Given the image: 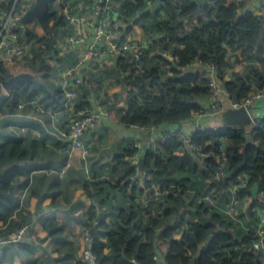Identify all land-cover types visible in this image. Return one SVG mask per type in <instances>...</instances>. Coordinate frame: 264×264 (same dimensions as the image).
<instances>
[{"label":"trees","instance_id":"16d2710c","mask_svg":"<svg viewBox=\"0 0 264 264\" xmlns=\"http://www.w3.org/2000/svg\"><path fill=\"white\" fill-rule=\"evenodd\" d=\"M13 1L4 0L0 10L10 8ZM156 1L126 0L119 8L133 26H141L144 34L161 36L158 45L162 48L147 50L137 58L121 56L110 66L111 70L105 65L101 74H95L98 83L94 93L98 97L97 90L101 91L104 98L101 104L110 118L126 126L152 128L189 121L193 114L203 113L199 101L209 96L207 81L199 73L186 71L196 58L218 68L220 81L234 100L246 97L253 85L264 90V18L257 11H243L242 0H180L177 5L167 1L155 7ZM62 11L63 6L58 1L51 3L48 30L36 26L24 31L25 43L39 44L35 59L0 64V83L23 73L37 78L26 82L36 83L30 91L22 90L26 83H21L9 99L1 100L11 101L9 107L15 109L21 98L35 97L54 110L64 108L61 91L52 84V89L51 85H45L46 81L50 82V70L41 56V52L52 51L66 33ZM160 50H171L178 57L172 76L162 74L160 63L164 60L153 56V52ZM242 64L246 65L243 75L233 74L231 80H225L228 69ZM103 82L107 88H97ZM42 85L47 87L44 91L38 89ZM85 87L82 88L84 100L78 102V110L91 108L86 101L91 92ZM121 103L127 107H121ZM59 141L62 146L63 142ZM192 141L205 153L215 152L209 159L213 164L220 156L215 144L224 143L227 178L221 183L214 181L213 169L202 170L192 155L181 154L186 144L166 132L146 149L141 164L143 169H149L156 183L169 189V194L160 201L136 200L143 196L145 187L150 186L147 181L144 188L131 182L137 171L128 158L135 154L136 148L132 146L115 156V173L121 166L123 171L111 188L129 205L119 209L110 226L103 224V216L98 214L95 205L87 210L84 226L88 232L95 230L90 247L96 257L95 264H135V261L157 264L159 254L164 256L166 264H262L261 253L255 245V230L260 219L254 208L264 210L261 196L264 192V118L249 132L216 127L197 133ZM31 146L38 145L32 142ZM32 151L19 138L0 144V172L4 173L0 183V224L6 226L4 231L8 234L27 224L20 222L13 224V228L10 226L20 207L14 185L21 174L18 164L33 159ZM237 175L248 176L249 183L234 194L229 187ZM179 177L182 183L178 182ZM207 179H212L209 186L205 185ZM254 185H258L259 190L245 209L243 202L253 197ZM209 193L213 202L196 203V198ZM39 199L40 206L49 201L46 197ZM233 199L239 205H235L234 214L229 215L227 210ZM53 225V220H47L41 226L32 227L30 238L39 240L43 234L50 233L57 238L62 229L52 232ZM100 226L106 231L97 232ZM179 231L182 236L176 239ZM27 246L25 243L5 248L0 252V264H11L12 250L32 255ZM30 264H38V261ZM77 264L88 263L78 261Z\"/></svg>","mask_w":264,"mask_h":264},{"label":"built area","instance_id":"2783aa9c","mask_svg":"<svg viewBox=\"0 0 264 264\" xmlns=\"http://www.w3.org/2000/svg\"><path fill=\"white\" fill-rule=\"evenodd\" d=\"M63 6L62 16L66 20V33L58 40L55 48L50 52H41L43 62L50 70V82L61 91L64 98V107H72L77 101H83V87L91 93L89 98L94 97L98 81L90 82V78L96 73L101 74L104 66H113L117 58L121 56L133 55V58L141 56L145 51L158 49L161 36L144 34L138 26H133L121 14L119 8L126 0H56ZM243 2L246 0H242ZM10 2V0H9ZM7 2V5L9 4ZM180 0H171L173 5H177ZM4 0H0V4ZM35 0H14L8 9L0 10V64L13 63L15 61H29L35 59V52L39 48L38 42L32 41L25 43L23 33L38 26V21L33 20L29 24L21 25L20 20L23 15L31 9ZM148 6L151 3L147 2ZM259 16L264 18V0L256 9ZM248 10H245L248 11ZM130 27H132L130 29ZM157 44V45H156ZM153 56L163 58L161 69L164 75H173V70L177 67L178 57L171 50H160L153 52ZM92 69V75L88 70ZM228 69L227 71H229ZM186 71L199 73L207 81L209 96L203 106V113L193 114L191 120L175 124L176 127L170 128L167 133L176 136L181 142L186 144V148L181 150V154L192 155L195 162L202 170L213 169L214 181L221 183L228 176L226 170V152L222 141L215 144V150L220 156L213 164L209 159L215 152L205 153L192 141V137L197 133H203L210 128H216L207 124V119L219 114L226 105L234 109L246 108L253 118V129L258 122L264 118L263 114H255L256 101H264V90H259L252 86L249 94L240 100L232 99L231 95L225 90L218 75V68L213 63H204L196 58ZM226 71V72H227ZM0 101L11 97V93L5 89L3 82L0 83ZM98 101H104L100 95ZM32 108L40 117L48 116L53 120L54 135L63 142L61 150L64 152H80L87 156L92 151V145L86 141V134L104 123V119L109 116L104 106L77 110L66 121L65 126H61L55 121L56 111L39 101L38 98H21L15 107V111L20 113L23 109ZM189 124L187 130L182 127ZM174 125V124H173ZM130 127L144 131L149 128L130 125ZM153 128V127H152ZM234 129H242L236 127ZM251 129H247L249 132ZM136 152L128 160L132 166L136 167V175L131 178L134 185L143 187L145 181L150 183L145 187L143 196L136 198L143 201L146 198L153 201H160L169 194V189L162 187L154 181L149 174V169L141 167V159L144 158L145 150L142 151L140 144H135ZM210 182L212 179L209 180ZM249 177L237 175L231 182L229 190L234 194L237 190L246 188ZM213 193V192H212ZM214 194V193H213ZM264 199V192H261ZM248 198L243 202V208H248L253 201ZM213 202L211 193L196 198V203ZM239 205L236 199L230 203L227 214H234V206ZM20 208V207H19ZM259 213V226L255 230L256 247L261 253V263L264 264V210L254 208ZM33 226L23 224L13 233H6V226L0 224V252L9 246H18L28 243L30 229ZM88 258L95 263L96 257L90 251ZM135 264H140L135 261Z\"/></svg>","mask_w":264,"mask_h":264},{"label":"crops","instance_id":"0c3cea01","mask_svg":"<svg viewBox=\"0 0 264 264\" xmlns=\"http://www.w3.org/2000/svg\"><path fill=\"white\" fill-rule=\"evenodd\" d=\"M261 2L262 0H246L243 11L256 9ZM245 70L246 65H236L226 72L225 80H231L233 74L243 75ZM15 89L17 87L12 92ZM93 96L88 102L97 109L102 105L98 101L100 96L97 97L95 93ZM10 102L0 101V144L19 138L28 149H33L34 154L33 159L18 164L21 174L14 185L15 198L20 208L10 226L13 228V224L24 222L34 227L53 220L51 231L62 229L57 238H53L50 233L43 234L39 240L31 239L27 243V248L33 252L30 256L12 250L9 254L11 264H30L33 261H38V264H77L78 261L95 264L88 258L95 230L86 231L84 221L87 210L95 205L98 214L103 216V224L110 226L119 209L129 205L117 190L111 188L118 174L123 171L121 166L115 173V156L135 144H140L142 151H146L158 136L177 125L161 124L141 131L108 116L102 125L86 134L85 139L92 145V151L84 156L80 152L61 150V143L54 135L52 118L40 117L32 108L17 113L8 106ZM78 102L72 107L55 110V121L65 126L69 117L77 112ZM205 102L206 98L199 101L202 107ZM119 105L127 107L123 103ZM254 108L255 114H263L264 101H256ZM217 115L207 119L209 126L217 127ZM188 128L189 124L182 127L183 130ZM32 142L38 146L32 147ZM206 181L205 185L209 186V179ZM39 197H46L49 201L40 206ZM103 231H106L103 226L97 229V232ZM181 236L179 231L175 238L180 239ZM157 264H166L163 255H158Z\"/></svg>","mask_w":264,"mask_h":264},{"label":"water","instance_id":"95a60500","mask_svg":"<svg viewBox=\"0 0 264 264\" xmlns=\"http://www.w3.org/2000/svg\"><path fill=\"white\" fill-rule=\"evenodd\" d=\"M56 0H35L34 6L29 9L21 18L20 24L26 25L32 22L33 20H37L39 25L44 29L48 30L47 24V14L49 11V7L51 3L55 2ZM171 1V0H157L155 2V7L159 6L160 4ZM238 15L240 16L241 13L239 12ZM88 74L91 76L92 69L88 70ZM32 80H37L36 77H33L29 73H23L16 75L14 77L8 78L3 82L4 87L7 91L12 92L15 87L20 85L21 83L30 82ZM218 125L217 127H228V128H242V129H251L253 125V118L252 115L246 108L241 109H234L230 105L224 107V109L217 115L216 118ZM144 159H141V164ZM3 172H0V183L3 177ZM259 190L258 185H254L252 188V195L253 198L256 197L257 192ZM1 197V192H0Z\"/></svg>","mask_w":264,"mask_h":264},{"label":"rangeland","instance_id":"374dc122","mask_svg":"<svg viewBox=\"0 0 264 264\" xmlns=\"http://www.w3.org/2000/svg\"><path fill=\"white\" fill-rule=\"evenodd\" d=\"M149 8H152V7L149 6ZM37 23H38V22H37ZM38 27H41V26L39 25V23H38ZM138 27L141 28V26H138ZM157 47H158L159 49H161V48H162V45H158ZM170 49L173 50V47H171ZM107 69H108V71H109V70H111L112 68H111L110 66H108ZM95 80H97L96 77H91L90 82L95 81ZM105 83H106V82L101 83V85L98 86L97 88L103 89L102 87H105ZM35 84H36V83H26V84L24 85L25 87L22 88V90H27L28 88L32 89L33 86H34ZM45 85H49V86H50V85H51V82L46 81V82H45ZM42 86H43V85H42ZM42 86H39L38 89L44 91V90H45L44 88H45L46 86H43V87H42ZM46 88H47V87H46ZM50 88L52 89L53 86L51 85ZM29 91H30V90H29ZM97 92H98V95H102L101 91L97 90ZM102 92H103V91H102ZM178 182H182V180H179ZM196 183H197V182H196ZM196 185H197V184H196ZM203 185H204V184H203ZM201 187H204V186H201ZM190 202H191V200H190ZM193 204H195L194 200H193ZM160 229H161V228H160Z\"/></svg>","mask_w":264,"mask_h":264}]
</instances>
